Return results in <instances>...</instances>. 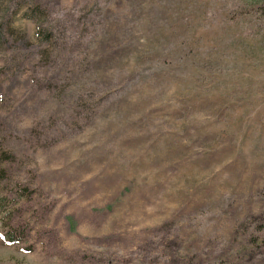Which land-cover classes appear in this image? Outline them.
I'll return each mask as SVG.
<instances>
[{
    "label": "rangeland",
    "instance_id": "rangeland-1",
    "mask_svg": "<svg viewBox=\"0 0 264 264\" xmlns=\"http://www.w3.org/2000/svg\"><path fill=\"white\" fill-rule=\"evenodd\" d=\"M111 1L0 0V264H264V0H179L204 48L186 71L210 69L205 47L224 66L191 116L103 66ZM143 17L107 19L127 47Z\"/></svg>",
    "mask_w": 264,
    "mask_h": 264
},
{
    "label": "trees",
    "instance_id": "trees-1",
    "mask_svg": "<svg viewBox=\"0 0 264 264\" xmlns=\"http://www.w3.org/2000/svg\"><path fill=\"white\" fill-rule=\"evenodd\" d=\"M27 1L18 0L20 4ZM243 1L244 4L249 5L255 4L259 0L256 2ZM111 2V5L102 8L104 28L96 37L97 42L100 44L97 47L111 48V51H107L103 55L106 60H103V66L109 62L114 64L116 70L112 74L113 78H124L128 84L133 81L130 84L131 88L127 91L130 98L132 97L130 101L134 102V98H139V96L146 99L150 93L154 94L155 91L150 89L151 84H153L152 89L159 88L164 93L163 96L171 95L179 100L181 108L186 111V114L190 115L199 111L208 112L209 105L206 104L223 95L224 88L217 76L223 74L224 66L221 59L210 57L214 49L205 47L209 54L206 61L210 69L201 71L200 76L193 70L186 71L184 66H190L191 63H195L200 59V51L204 49L201 47L200 37L194 36L197 26H187L184 13L189 12L188 3L182 7L179 0H172L169 3L162 0L158 2L146 0L142 4L138 0H113ZM122 6L128 9L131 14L138 11L145 13L147 18L143 17L144 23L142 24L144 30H147V26L151 25L150 36H136L134 44L130 43V46L127 47H123L120 39L114 33L117 20L114 18L110 22L107 19L113 14V9L118 7V10H120ZM32 7L36 11L32 18L39 24L37 39L44 42L48 48L54 47V31L50 25H46L41 6L33 2ZM235 21H233V24ZM238 26L237 23L234 25L235 28ZM183 34L186 35L187 40L183 42L185 48L180 49ZM127 38L131 40V38ZM178 42L180 45L177 46ZM171 52L177 54L180 61L184 60L186 64L179 65V63L174 62ZM118 59L124 60V62L116 61ZM127 94L124 96L128 97ZM212 116L213 113H209V118Z\"/></svg>",
    "mask_w": 264,
    "mask_h": 264
}]
</instances>
